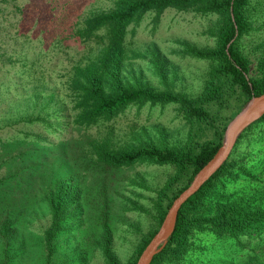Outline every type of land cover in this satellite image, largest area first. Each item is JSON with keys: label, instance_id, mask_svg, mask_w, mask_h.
Instances as JSON below:
<instances>
[{"label": "rangeland", "instance_id": "rangeland-1", "mask_svg": "<svg viewBox=\"0 0 264 264\" xmlns=\"http://www.w3.org/2000/svg\"><path fill=\"white\" fill-rule=\"evenodd\" d=\"M115 1L0 0V264H109L106 245L119 264H129L157 225L156 197L176 168L107 166L98 158L99 147L108 142L120 150L152 141L180 149L206 138L173 105L134 104L113 121L72 123L79 112L70 81L96 46L82 40L78 29ZM249 12L251 29L240 46L255 69L264 55V0H251ZM216 21L174 9L146 14L129 27L127 83L198 97L210 64L183 51L187 45L214 47ZM238 103L229 100L223 114L231 116ZM235 157L251 172L226 179L225 192L262 205L264 166L256 169V162L264 158V122L246 134ZM70 183L77 194L62 230L50 235V199ZM184 184L179 179L174 188ZM260 248L253 251L259 258L230 264H264Z\"/></svg>", "mask_w": 264, "mask_h": 264}, {"label": "trees", "instance_id": "trees-1", "mask_svg": "<svg viewBox=\"0 0 264 264\" xmlns=\"http://www.w3.org/2000/svg\"><path fill=\"white\" fill-rule=\"evenodd\" d=\"M250 5L251 0H117L111 10L92 13L78 29L82 40L96 46L85 65L75 67L70 81L75 93V109L79 112L73 124L99 125L101 121H113L131 105L150 103L176 106L188 124L206 135L201 143L180 149L159 146L152 141L120 150L110 148L108 142L99 147L98 158L107 166L122 168L146 163L176 168L175 176L157 194V225L129 264L137 263L173 201L217 153L230 120L254 95L264 94V55L253 69L250 57L240 46L251 29ZM168 9L193 11L217 20L214 47L203 49L187 45L183 51L185 57L210 64L204 90L196 98L171 90L133 86L124 76L131 58L127 44L129 27L148 13L160 15ZM155 57L159 60L157 53ZM235 98L239 100L236 111L231 116L224 115L229 100ZM260 122H264V116L241 135L228 161L182 207L173 236L152 264H230L248 256L259 258L253 251L264 245V203L252 201L249 204L248 200L243 203L240 194L228 195L224 181H237L241 175H249L248 170L251 172L244 162H238L235 153L246 134ZM263 166L264 158H260L256 169ZM179 179H185V184L175 189ZM76 187L71 183L63 184L50 199L53 216L50 235L62 230L65 213L77 194ZM106 238L110 240L108 227ZM104 251L109 264H119L108 245Z\"/></svg>", "mask_w": 264, "mask_h": 264}, {"label": "water", "instance_id": "water-1", "mask_svg": "<svg viewBox=\"0 0 264 264\" xmlns=\"http://www.w3.org/2000/svg\"><path fill=\"white\" fill-rule=\"evenodd\" d=\"M264 116V94L254 95L226 126L223 142L213 158L195 175L191 184L173 201L157 233L150 240L136 264H152L173 236L179 213L187 201L228 161L241 135Z\"/></svg>", "mask_w": 264, "mask_h": 264}]
</instances>
